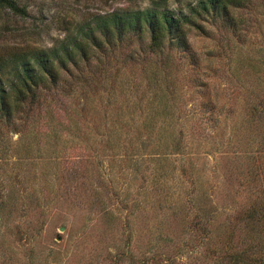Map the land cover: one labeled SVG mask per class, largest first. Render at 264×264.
<instances>
[{"label":"rangeland","instance_id":"obj_1","mask_svg":"<svg viewBox=\"0 0 264 264\" xmlns=\"http://www.w3.org/2000/svg\"><path fill=\"white\" fill-rule=\"evenodd\" d=\"M198 1L0 9V55L88 42L0 120V264H264V0L227 17ZM147 8L193 21L191 54L150 51L148 32L82 40L101 16Z\"/></svg>","mask_w":264,"mask_h":264},{"label":"trees","instance_id":"obj_2","mask_svg":"<svg viewBox=\"0 0 264 264\" xmlns=\"http://www.w3.org/2000/svg\"><path fill=\"white\" fill-rule=\"evenodd\" d=\"M234 0H199L192 10L201 13H214L229 16L227 4ZM8 9L14 12L24 13L17 4V0H0V9ZM215 15V14H214ZM190 19L183 15L178 16L170 11L154 9H143L136 12H117L110 15L101 16L92 24L93 27L86 29V35L81 33L83 39L90 40L95 48H100L101 39L108 45L123 38L124 36L134 35L142 38L148 32L150 51H161L163 45L167 43L172 49L181 53L191 54V47L187 40L185 24H189ZM194 23H192L193 25ZM200 28L198 24L195 25ZM68 44L71 47L67 48ZM80 44H83L81 46ZM86 44L76 39L66 42L59 48L47 51H19L6 55H0V120L7 123L11 122L14 112L19 106L27 104L26 101L33 102L38 93L39 87L45 82L57 83L59 72L67 71L71 65H77L74 59V48H81ZM67 48L69 53L60 51ZM86 48L81 55L87 57ZM91 52L88 53V55ZM10 124V123H9Z\"/></svg>","mask_w":264,"mask_h":264}]
</instances>
